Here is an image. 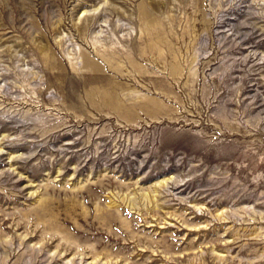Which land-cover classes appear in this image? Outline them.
Wrapping results in <instances>:
<instances>
[{
  "label": "rangeland",
  "instance_id": "rangeland-1",
  "mask_svg": "<svg viewBox=\"0 0 264 264\" xmlns=\"http://www.w3.org/2000/svg\"><path fill=\"white\" fill-rule=\"evenodd\" d=\"M0 264H264V0H0Z\"/></svg>",
  "mask_w": 264,
  "mask_h": 264
}]
</instances>
